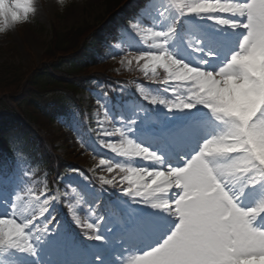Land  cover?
Segmentation results:
<instances>
[{
    "label": "rangeland",
    "instance_id": "1",
    "mask_svg": "<svg viewBox=\"0 0 264 264\" xmlns=\"http://www.w3.org/2000/svg\"><path fill=\"white\" fill-rule=\"evenodd\" d=\"M104 2L105 0H66L61 5L57 0H0V47L3 48L4 54L3 57L0 54V61L17 64L16 66L21 67L26 73L33 70L44 60L53 25L62 30L82 25L88 27L91 34L90 30L96 26L99 16L103 14ZM133 2L134 0H123L116 12L121 13L124 6ZM202 2L209 6L201 10V15H196L184 14L178 8V0L139 1L132 6V9L143 6L137 11L138 14L134 15L132 24L122 26L124 29L121 31L122 37L113 47L120 54L108 59L103 65L92 67L91 70L130 79L141 76L138 72L146 68L145 65L149 68L158 67L160 73L164 72L166 75V71L168 76L164 81L168 94L163 100L178 102L180 98L186 99L189 92L183 85L170 83L176 79V66L171 65L173 71L169 72L163 64L153 61L150 55L143 60H138L137 57L167 50L181 61L207 69L209 75L215 73L220 77L219 70L225 68L229 75L219 78L222 83L219 94L205 86L207 81L204 83L197 81L199 84L197 91L202 102L208 103L209 107L196 105L192 109L169 110L165 104L155 103L149 106L143 103L133 104L130 100L127 105L133 109V112L119 125L120 139L108 130L104 131L103 135H99L100 138L108 139L106 145L101 146L97 139H91L97 152H102L103 156L92 149L83 154L81 152L83 149L78 150L75 147L77 144L69 139L71 137L68 134L57 130L51 124L46 126L43 119L39 123L40 129L51 142V146L47 144V147L54 155L83 167L98 183L101 182V175L115 178L113 185L117 187L116 191L120 196L117 203L123 206L120 210L122 215L119 219L121 223L119 230L124 241L118 246L120 249L118 257L113 259L106 254L105 257L109 260L102 259L104 263H97L91 256L93 253L91 249L85 250L80 247V241L84 239L70 235L64 226L57 229L51 227L52 230L47 232L44 230L42 220L39 229H30L26 237L21 239V243L27 239L34 246L35 251L28 252L7 243L0 244V264H128L133 256L162 242L164 238L158 240L159 242L145 245L137 242L145 237L142 228L137 224L141 217L149 214L147 218L152 223L146 226V231L148 235L153 234L159 239L161 233L156 229L164 219L162 212L167 211V203L164 207L154 206L157 202L165 201L153 196L154 191H158L159 187L158 184H152L156 179L155 170L149 174L144 169L170 168L169 164L163 163L162 158V152L168 150L169 144L158 135L175 124L186 123L192 115L196 118L202 115L209 117L210 120L191 122L188 127L201 124L211 126L216 131L218 141L210 145L213 150L205 153L204 161L215 177L214 185H220L218 194L223 192V185L220 183L225 180L223 175L230 173L232 176L227 179L233 183L231 184L233 187L227 183L226 190L238 197L241 207H254L264 201V172L244 171L243 169L248 165L242 163L245 158L243 152L240 153L239 160L233 157V152L239 151L235 146L240 144H246L264 156V137L261 136L264 133V115L255 122L252 121V116L264 107V0H202ZM181 20L185 23L184 28H180ZM134 24L136 27H133ZM149 27L152 29L151 33L148 31ZM99 28L101 29V26ZM157 31H163L166 35L161 37L156 34ZM92 36L94 35L90 37ZM230 47L237 48L235 50ZM93 48L90 49L92 52L95 50ZM233 54H240L245 59L238 60L232 65L229 61ZM170 88L175 89V95L169 90ZM81 96L85 115L81 123H85L92 112L87 109L88 94L83 93ZM239 114L243 118V125H239L237 120ZM155 123L156 127L150 125ZM15 135L19 136V133ZM148 136L152 138L150 143L147 140ZM145 138L146 142L143 141ZM129 139L134 145L139 144L156 152L161 157V161H148L143 157L135 158L130 155L136 149L129 147ZM196 154L198 153L189 154L185 157V163L182 162L175 167L185 166ZM105 156H110L115 161L111 173L104 167L105 163L103 167L100 165V161L105 159ZM116 165L120 167L117 168ZM131 166L138 170L131 172L123 170ZM239 167L241 168L236 176L238 172L233 170ZM172 177L171 180L178 189L175 192V197L178 199V193L183 194V185L176 184L178 176L172 175ZM6 178V175L0 173V184H6ZM63 179L68 180L72 192L80 186L88 189L82 173H70ZM12 182L13 184L7 189L0 187V218L5 216L12 218L15 215L17 218L39 219V215L46 207L50 208L49 212L53 208L60 209L59 191L56 187H49L46 179H42L40 191H35L25 184L22 176L13 178L10 183ZM20 184L26 186L24 193L20 192ZM234 188L237 192L245 191L244 195H240L242 199ZM125 189H130L126 191V195ZM17 196L20 197L19 200L16 199ZM173 199L172 205L175 203ZM45 200L48 202L45 203ZM15 203L18 210L13 213ZM171 212L174 225L169 233L180 220L179 212L175 207H171ZM223 214L221 212V215ZM213 215V210H204L201 213L205 220ZM87 217L90 222H95V216L91 215V212H88ZM116 220L118 217L115 215ZM108 222L104 223V226L108 227ZM254 226L264 228V220L263 223L261 221ZM4 227L5 225L0 221V231H3ZM165 228L167 229L168 226ZM213 242L214 233L211 227L207 223L196 225L174 264H214L212 258H201L196 255L202 249L211 248ZM96 243L98 242L94 240L90 244L94 246ZM64 248H68L67 252ZM87 255V260L93 262H86Z\"/></svg>",
    "mask_w": 264,
    "mask_h": 264
},
{
    "label": "snow or ice",
    "instance_id": "2",
    "mask_svg": "<svg viewBox=\"0 0 264 264\" xmlns=\"http://www.w3.org/2000/svg\"><path fill=\"white\" fill-rule=\"evenodd\" d=\"M207 6L209 5H206L202 0H187V2L186 0H178V8L184 14L201 15V10ZM133 27H136V25L134 24ZM148 31L149 33L152 32L151 27H149ZM156 34L161 37L166 35L163 31H157ZM148 55L152 57L153 61L161 63L164 67L168 68L169 72L173 71L171 65H175L176 79L170 81V83L183 85L189 92L186 99L180 98L178 102L174 100H159L153 96L151 97L152 103L159 102L160 104H165L169 110L192 109L196 105L209 107L208 103L202 102V98L197 91L199 88L197 81L204 83L215 73L209 75L207 69L181 61L167 50L142 54L137 59L143 60ZM242 58L243 56L240 54H233L229 63L235 65V62ZM219 72L220 77L229 75L228 70L225 68L220 69ZM169 90L175 95L174 88H170ZM261 115H264V107L252 116V121L255 122ZM261 136L264 137V133ZM211 144L212 142L210 141L206 142L203 145L202 151L194 155L183 167H170L167 170L163 168L144 169L149 174L155 170L156 179L152 181L153 185L165 173L179 177L176 180V184H182L184 191L182 195L178 193V199L176 197L173 199L175 203L172 206L179 212L180 220L162 242L141 254L133 256L128 264H174L178 254L184 249L187 241L193 234L196 225L203 223H207L211 227L214 233V242L211 248H205L198 252L196 254L198 257L212 258L214 264H264V228L254 226V221L261 215H264V201H261L254 207L243 208L238 202V197L226 190L227 183L224 181L220 182L223 185V192L218 194V187L220 185H214L215 177L208 170L204 161L205 153L213 150L212 146H210ZM128 145L130 148L135 147L136 151L130 154L135 158L143 157V159L148 161H161V157L156 152L139 144L134 145L131 139L128 140ZM235 147L239 151L233 152V157L239 160L240 153H245L242 163L248 165V167L244 168V171L258 170L264 172V156L246 144H240ZM104 163V160L100 161L101 167H103ZM117 167L120 166L118 165ZM123 170L131 172L138 169L131 166ZM108 171L111 173L113 169L110 168ZM114 179L104 175L100 176L101 182L106 185L113 184ZM129 190L125 189V191ZM73 192H75V189H73ZM19 198V196L16 197L17 200ZM47 202L45 200V203ZM80 202L81 200L78 197L76 204ZM165 203L157 202L154 206L164 207ZM75 208V204L69 205V210L72 212L76 224L86 230L85 234L90 239L102 240L103 236L99 235L98 232L99 224L102 223L103 218H99L96 223L90 222L88 218L82 220V217L77 214ZM13 209V213H16L18 210L16 203L13 205ZM49 209L47 207L44 208L39 215V219L36 217L17 218L15 215L12 218L7 216L0 218V221L5 225L3 231H0V244L7 243L20 247L24 251L34 252V246L27 239H24V242L21 243V239L26 237L30 229H39L42 220L44 221V230L47 232L52 230L50 225L53 223L54 217L46 218ZM204 210H213L214 215L205 220L201 216ZM221 212L224 214L221 215ZM91 215H95V212H91ZM49 220H51V223H48Z\"/></svg>",
    "mask_w": 264,
    "mask_h": 264
},
{
    "label": "trees",
    "instance_id": "3",
    "mask_svg": "<svg viewBox=\"0 0 264 264\" xmlns=\"http://www.w3.org/2000/svg\"><path fill=\"white\" fill-rule=\"evenodd\" d=\"M123 0H105L103 14L99 16L95 27L90 30L91 34L97 35L95 29L101 21L108 17L114 18L116 9L121 5ZM73 26L66 30L58 28L56 25L51 27V39L47 44V51L44 53L43 62L29 72H24L17 64L0 61V94H10L11 103H14L23 115L21 120L15 109L8 102L7 98L0 100V160L4 161L2 149L12 151L10 134L14 128H20L28 137L34 138L38 142L41 136L49 142L43 131L40 129V121L43 119L46 126L53 125L57 130L66 134L75 136L71 124L66 129L61 123L55 124L56 115L64 113V107L67 102L80 103L79 93L87 90L100 91L101 93H90L89 108L92 111V119L95 125L104 127H114L108 111L105 108L104 97L109 100H116L120 111L122 107L121 99L127 96H140L143 99L151 100L155 96L153 86L145 80H158V76L153 70H144L138 72L142 78H135L132 81H126L113 77L110 73H92L91 65H103L110 59V51L100 47L98 52L100 58H95L91 53H87V40L89 35L88 27ZM108 28V25H105ZM93 31V32H92ZM99 37H96L98 40ZM98 44V42H96ZM3 48L0 47V54L3 57ZM27 74V75H26ZM142 89V91H141ZM100 94V95H98ZM119 96H123L118 99ZM52 99V108L49 110L43 105L47 100ZM115 107V105H114ZM44 108V109H43ZM30 126V127H29ZM59 127V128H57ZM70 136V137H71ZM76 142L74 138H69ZM43 155V161L46 166L57 169L62 173L67 170L68 162L62 157L55 158L46 149L43 141H39ZM75 147L82 149L80 143L76 142ZM72 147V146H71ZM84 149V148H83ZM84 154V150L81 151ZM55 164L57 166L54 168ZM30 173L34 185L39 183L40 170L33 168L27 169Z\"/></svg>",
    "mask_w": 264,
    "mask_h": 264
},
{
    "label": "bare ground",
    "instance_id": "4",
    "mask_svg": "<svg viewBox=\"0 0 264 264\" xmlns=\"http://www.w3.org/2000/svg\"><path fill=\"white\" fill-rule=\"evenodd\" d=\"M221 85L222 83L220 82V80L218 79V77L216 75H211V78L207 80V82L205 83V86L208 87L210 90H213L216 93H220L221 90ZM197 136H199V133H196L195 136H189L187 139L189 141H191L192 143V139L196 138ZM216 135H212V140H210V142H212L214 144ZM198 138V137H197ZM241 158V157H240ZM239 166V165H238ZM240 168H235V170H233L234 172H238L236 174V176L239 174ZM232 175L230 173H227L226 175H224V177L227 179L228 177H231ZM170 176L165 174V177H163L161 180L158 181L157 184H159L160 187L164 188V187H169V191H171L172 189H170V185H172L173 188V184L171 181H168L167 178H169ZM227 182L230 183V181L227 179ZM233 184V183H231ZM165 197H168V194L165 195Z\"/></svg>",
    "mask_w": 264,
    "mask_h": 264
},
{
    "label": "clouds",
    "instance_id": "5",
    "mask_svg": "<svg viewBox=\"0 0 264 264\" xmlns=\"http://www.w3.org/2000/svg\"><path fill=\"white\" fill-rule=\"evenodd\" d=\"M57 2L60 3L61 5H63L66 2V0H57ZM244 59L245 58L243 57L241 60H244Z\"/></svg>",
    "mask_w": 264,
    "mask_h": 264
}]
</instances>
